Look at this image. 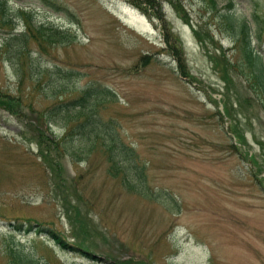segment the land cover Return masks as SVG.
<instances>
[{
	"label": "rangeland",
	"instance_id": "374dc122",
	"mask_svg": "<svg viewBox=\"0 0 264 264\" xmlns=\"http://www.w3.org/2000/svg\"><path fill=\"white\" fill-rule=\"evenodd\" d=\"M153 1L198 82L178 73L151 7L143 12L129 0H8L11 22L0 27V41L23 31L18 9L72 38L42 43L43 52L27 43L33 62L25 68L10 63L0 46L6 104L19 103L25 115L43 113L56 95L106 86L114 98L99 104V115L115 120L133 147L145 187L141 192L128 174L124 181L109 176L99 147L77 134L62 143L64 154L42 148L41 158L36 132L0 108V264H9L7 250L15 246L35 264H122L128 257L146 264H264V178L255 180L240 156L253 155L264 176V107L245 104L251 89L219 17L230 1L234 22H248L252 47L264 55V0H214L213 7L208 0H177L184 18L169 0ZM193 32H209L239 67L228 73L234 87L224 92V58L215 52L213 65L211 46L203 48ZM141 56L147 59L139 66ZM222 99L239 112L231 117L246 144L239 151L229 147V120L216 114ZM71 124L59 120L50 129L60 139ZM60 183L74 189L65 199ZM45 229L67 243L91 245L90 257L61 249Z\"/></svg>",
	"mask_w": 264,
	"mask_h": 264
},
{
	"label": "trees",
	"instance_id": "16d2710c",
	"mask_svg": "<svg viewBox=\"0 0 264 264\" xmlns=\"http://www.w3.org/2000/svg\"><path fill=\"white\" fill-rule=\"evenodd\" d=\"M129 1L134 6L140 8L143 12H146L149 7L153 9L151 12L153 16L162 22L161 29L165 31L164 39L176 62L178 73L180 76L186 77L189 81L198 82L195 76L189 72L182 56L178 40L169 28L165 26L156 2L153 0ZM176 1L177 0H169V3L173 6L175 12H177L181 18H184L186 13L179 7L180 5ZM208 1L210 7H213L214 0ZM231 6V2L229 1L223 11L219 13V17L220 20L224 22L226 28H228L231 32V42L234 44V47L235 45L238 47L241 60L240 62L243 67L240 74L244 76V81L246 82L248 88L251 89V99L246 97L244 101L248 107L251 102L253 105L264 107V55H261L259 51L254 50L252 47L251 28L248 22H234L233 10ZM10 12L11 9L8 6V0H0V27L11 22ZM17 13L22 16V19L24 20L23 31L14 34L8 32L7 36H5L1 42V46L3 45L1 47L3 48L2 52L8 55L10 63L16 62V64H19V67L21 66L25 68V63L33 62V60L28 57L27 43H36L38 49L43 52L42 43H66L69 38H72L66 33L65 29H60L45 23L35 24L29 14L21 9H19ZM193 33L203 48L206 49L207 45L211 46L213 52H211V55L209 52L208 55H210L209 57L213 65L216 64L217 55H215V52L224 58L223 64L220 68L221 76L223 78V82L225 83L224 92L227 91L229 86L234 87L235 83L231 81L228 73L235 71V68L239 67L228 61L230 60V56L225 58V52L219 45L216 44L209 32H205V35H201L199 32ZM23 57L27 58L28 61L25 62L23 60H19ZM146 59L147 57L141 56L139 66L143 65ZM34 64L36 63L34 62ZM217 71L219 72V70ZM240 82L241 80L239 83ZM59 86L60 85L56 86L54 90L56 91ZM54 90L53 94L55 93ZM220 94L221 96L223 95V93ZM62 95L63 94L56 95L59 100H57L54 104H51L43 113L36 112V114H33L32 112L27 111V115H25L21 112L22 109L19 107V103L18 105L14 103L9 107L5 102V98L7 96L2 94H0V108L7 109L12 113V115L20 120L23 126H26L28 129L36 132L35 137L37 138V146L40 152V157L42 154V148L46 150L49 148H60L62 154H64L65 148L62 146V143L64 144L67 142L68 139L71 138L72 134H77L76 136H79L80 138L87 137L88 141L90 140V142H93L91 144L99 147L98 152L105 158V162L108 163L106 172L110 174L109 176L120 177V180L124 181V179L127 178L126 174H128L129 178L139 184L140 191L143 190L145 187L144 167L138 162L133 147L123 141L117 129L118 125L115 120L112 118L103 119L99 115V104L111 102L114 98V94L106 86H102L100 84H90L75 91L73 95H70V97L66 99H62ZM221 102L222 112L216 110V114L221 121H223V118L229 120L227 128L228 131L231 132L234 139V142L230 143L229 147L233 149L234 152L239 151V147L246 146V144L243 140L242 132L232 122L233 119L231 118L233 113L239 112L233 109L232 104L228 106L224 99H222ZM244 117L247 121H249L250 117H247L246 115ZM59 120H67V123L72 122V124L66 128L65 132L61 135V138L57 139L50 130V125H54V122ZM95 140H97L98 143L94 144ZM242 154L243 155L240 154L242 159L247 161L249 164V174H251L255 180L259 182L262 181L264 176L261 175V169L254 156L248 154L247 151H243ZM57 162V159H53L52 166L57 165ZM55 172L57 173V180H61V172H59V168L58 170H55ZM58 185L62 187L61 190H63V192H61V194L64 199L70 191H74L72 186L67 187L64 186L63 183ZM73 214L77 219L81 220V218L77 215L76 210L73 211ZM45 230H48L51 240L56 245L60 246L61 249L80 252L85 257H90L89 252L91 251H89V247L91 245H84L82 240H78L76 238V241L73 240L70 243H67L58 232L52 229ZM7 251L9 264H35L31 258L26 256L22 250L16 246L9 247ZM119 263L146 264L144 261L133 260L130 257L122 258Z\"/></svg>",
	"mask_w": 264,
	"mask_h": 264
}]
</instances>
